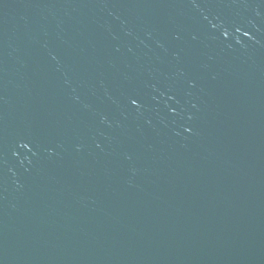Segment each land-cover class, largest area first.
<instances>
[{"label":"water","instance_id":"obj_1","mask_svg":"<svg viewBox=\"0 0 264 264\" xmlns=\"http://www.w3.org/2000/svg\"><path fill=\"white\" fill-rule=\"evenodd\" d=\"M0 264H264V0H0Z\"/></svg>","mask_w":264,"mask_h":264}]
</instances>
